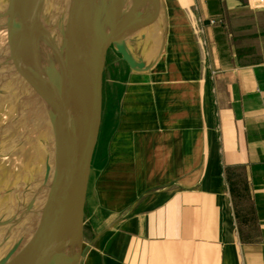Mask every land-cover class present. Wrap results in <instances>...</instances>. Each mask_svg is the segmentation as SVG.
<instances>
[{
    "label": "crops",
    "instance_id": "1",
    "mask_svg": "<svg viewBox=\"0 0 264 264\" xmlns=\"http://www.w3.org/2000/svg\"><path fill=\"white\" fill-rule=\"evenodd\" d=\"M165 1L159 61L107 80L81 264H264V0Z\"/></svg>",
    "mask_w": 264,
    "mask_h": 264
},
{
    "label": "water",
    "instance_id": "2",
    "mask_svg": "<svg viewBox=\"0 0 264 264\" xmlns=\"http://www.w3.org/2000/svg\"><path fill=\"white\" fill-rule=\"evenodd\" d=\"M63 1L68 9L75 7L83 20L80 33L85 36L84 45L73 41L70 30L59 26L62 40L53 41L48 49V70L43 72L38 59L40 43L45 34L49 35V20L54 18L37 9L34 21L19 33L18 42L0 60L19 81L15 91L18 98L37 105L50 126L49 132L38 133L36 138V147L46 156L36 172L39 178L25 177V189L9 190L12 194L0 197V204L4 202L0 228L5 227L2 241L0 237V264H81L85 204L101 127L107 54L112 50L122 69L141 74L156 65L166 46L165 0ZM75 45H79L77 50ZM16 115L22 118L19 110ZM22 124L23 129L34 124L39 132L43 127L32 120ZM10 136L2 134L0 144L5 139L7 145ZM23 153L10 150L8 154L19 157Z\"/></svg>",
    "mask_w": 264,
    "mask_h": 264
},
{
    "label": "bare ground",
    "instance_id": "3",
    "mask_svg": "<svg viewBox=\"0 0 264 264\" xmlns=\"http://www.w3.org/2000/svg\"><path fill=\"white\" fill-rule=\"evenodd\" d=\"M10 1L12 2L11 5L9 4ZM54 1H56L57 4L54 3ZM37 9L38 13L40 9H42L43 12H48V14L50 13V15L52 14L51 16H53L54 18L49 20V27L47 29L49 35L45 34V36L42 37V43H40L41 50L38 55V59L42 64V71L44 72L45 69L48 70L46 58L48 49H51L53 41H56L58 39L60 41L62 40V38L60 37V35L62 34L61 28H63L64 30H70L71 38H73V41L74 39H76L77 42L79 40V42H81L79 44L84 45L83 38L85 39V36L83 35V33H80V30L82 31V28H84V24L75 7H69L68 9L67 2H64L63 0H0V60H4V58L8 54L9 48L12 45L14 46L18 42V40L20 39L19 33L27 29L29 23L31 21H34V14ZM78 11L80 12V8L78 9ZM1 26L5 27V29L2 30L3 28L1 29ZM78 46L75 45V49L78 48ZM0 76V84L4 86L5 89H9V91L12 93V95H9L8 93L4 94L1 105L6 102H14L15 110H19V113L22 115V118H18L15 114V119L11 117L12 121L14 120L13 122L11 120L5 122L6 124H4L3 127L5 129L4 131L1 130L2 133H0V138H2L3 133H5V135H11L13 137L7 145H0V148L8 147L9 152L10 150H12L16 154L17 151H22L21 148L25 144V142H27L29 133H27L24 129V131L20 130L19 127L15 128L14 130V128H12V125L15 126L17 125V123L20 124L21 122L28 123V121L31 120L36 121L35 119H31L32 113H35L40 109L32 101L27 99V101L23 102L24 98H18V94L16 95L15 91L16 85L17 83H19V81L18 79L16 80V78L14 79V75H12L9 67L7 65H3L2 62L0 63ZM3 115H5V113H3ZM19 119L21 121L20 123ZM26 129L28 130V128ZM13 130L15 131V134ZM19 130L21 132H19ZM46 131H50L48 125L47 127H44L42 134ZM36 146V141H33L26 151L24 158V167L22 164H20L22 156H19V160L18 156L13 157V155L8 154L10 156V158H8L6 152L1 154L3 156L0 162L1 193L6 190V186L8 185V182L11 178L13 180L22 178L24 179V177H28V179L32 180H34L35 178H39L36 176V166L41 162L43 163L46 156L44 155L45 152L43 151V149H41L39 160H37L35 153ZM10 190L13 191V189ZM2 210L3 206L1 205L0 212ZM4 229L5 227L0 228L1 241L3 240L2 236L5 231Z\"/></svg>",
    "mask_w": 264,
    "mask_h": 264
},
{
    "label": "rangeland",
    "instance_id": "4",
    "mask_svg": "<svg viewBox=\"0 0 264 264\" xmlns=\"http://www.w3.org/2000/svg\"><path fill=\"white\" fill-rule=\"evenodd\" d=\"M11 3L12 2L10 1L9 4L11 5ZM1 29L4 30L5 27L1 26ZM114 65H118L120 67V65H122V64L120 63L119 58H117V55L112 50H110L108 52V54H107V63H106L105 74H104V93H105V95H104V104H103V111H102V119H101L100 132H101V129H107V125H108V118H107L108 114H107V104H106V98H107L106 97V93H107V80H109V77L114 72ZM6 93H8L9 95L10 94L12 95V93L9 91V89H5V87L0 84V133H2V131H4V129H5V128H3L4 127V124H6L5 122H7L9 120H12V118L18 112L17 110H15V106H14L15 103L14 102H11V103H7L6 102V103H3L1 105L2 100H3L2 98H3L4 94H6ZM3 113H5V115H3ZM31 119H35L36 120V124H38L40 122L44 127H47V125H48V127L50 128L49 123L47 121H45L44 115L41 112V110H39V111H37L35 113H32V118ZM20 122L21 121L19 119V123ZM22 123L23 122H21L20 124L17 123V125H15V126L12 125V128L15 129V128H18L19 127V129L23 131V124ZM12 124H14V123H12ZM26 128L27 127H25L24 129L29 134H28L27 142H25V144L21 148L22 152L24 151V153H23V155L21 157V162H20V164H22L23 167H24V158H25L26 151L28 150V148L31 145V143L33 141H36V138H37L38 133L39 134H42V132H43V127H42L41 131L39 132L36 129V126H34V124L33 125H30V127H28V130ZM20 130H19V132H21ZM100 132H99V137H98L99 138L98 139V143H97V146H96V149H95V152H94V156H93V160H92V166H91V173H90V180H89L88 191H90V189L92 188V186H91V184H92L91 179H92L93 175H97V173L99 171V168H100L99 167L100 166L99 160H101V159L98 158V155H99V153L102 154V151H104V148H106V140H105L106 139V130H102V132L101 133ZM103 132H104V134H103ZM3 135L5 136L4 133H3ZM99 141H100V144H99ZM1 143L4 145L5 139L1 140ZM2 144H0V145H2ZM25 145H27L28 148H25ZM36 148H40V147H36ZM41 149L42 148H40V150H38V152L37 151L35 152L36 153L37 160H39V156H40V153H41ZM5 152H6L7 157L10 158V156L8 155V153H9L8 147H6V148H0V162H1L2 157H3L1 154L5 153ZM18 159H19V157H18ZM41 167H43V163L42 162L40 164H37V166H36V172ZM13 178H14V176H13ZM25 179H26L25 177H24V179L22 178V179H14V180L11 178L9 180V182H8V185L6 186L7 187L6 190L3 189L4 192H2V193L0 192V197L3 196V198H4L5 196H8V195L12 194L13 191L16 188H18L19 191H21L22 189H25L26 182L28 181V180H25ZM10 189H13V191H11L12 193L9 192ZM14 194H17V193H14ZM1 205L3 206L4 205V202L2 204H0V206ZM86 207H87V204H85L84 235L83 236L85 238H88L90 236V233H91V231L89 229V226H88L89 223H90V218H89L90 217L89 216L90 214H88L87 219H85V217H86ZM85 223H86V225H85ZM84 246L85 245H84V239H83V251H85L84 250Z\"/></svg>",
    "mask_w": 264,
    "mask_h": 264
}]
</instances>
